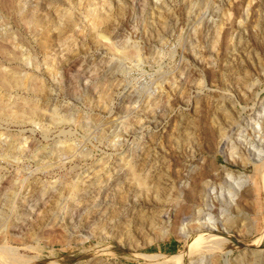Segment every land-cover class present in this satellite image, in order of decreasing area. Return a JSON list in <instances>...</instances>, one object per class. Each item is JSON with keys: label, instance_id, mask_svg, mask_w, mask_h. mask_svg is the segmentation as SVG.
I'll use <instances>...</instances> for the list:
<instances>
[{"label": "rangeland", "instance_id": "374dc122", "mask_svg": "<svg viewBox=\"0 0 264 264\" xmlns=\"http://www.w3.org/2000/svg\"><path fill=\"white\" fill-rule=\"evenodd\" d=\"M12 3L0 39L18 58L0 64L24 85L0 88V264H188L197 237L213 264H264V159L247 152L264 146V0ZM25 101L39 112L16 118ZM221 166L249 180L228 231L177 234L203 183L227 190Z\"/></svg>", "mask_w": 264, "mask_h": 264}, {"label": "bare ground", "instance_id": "6f19581e", "mask_svg": "<svg viewBox=\"0 0 264 264\" xmlns=\"http://www.w3.org/2000/svg\"><path fill=\"white\" fill-rule=\"evenodd\" d=\"M14 5H15V2H14ZM15 7H17V6H15ZM0 9L4 10L5 12L7 11V13L8 12L10 13L13 10L12 0H0ZM14 10H16V9H14ZM15 12H17V11H14V13ZM32 19L33 18H31L30 20L33 23L34 20H32ZM31 22H30V24H32ZM6 42L7 43L10 42L9 37H5V39H0V55L2 57H4L3 59H5L7 57L8 61L10 60L13 62L16 58H18L17 57L18 51H17V53H15L16 50L14 49V47L11 49L7 45ZM15 44H16V42H15ZM12 70L8 71V70H6L5 67H2L0 64V88H2L4 91H11L12 89L14 90L17 88H22V86L24 85V84H22L23 78L19 77L18 74L14 70L13 71ZM31 85H32V83H31ZM25 88L26 87L24 86V89ZM39 91H41V90L39 89ZM31 103H28L25 101L23 103L20 102V104H17L18 105V106L16 105V111L17 112L15 113L16 118L22 119V118H24L25 115H32V114H35L36 112H39L37 107ZM2 107L0 106V112H4L5 115H8L9 110L5 112L4 108H2ZM15 116L13 118H15ZM256 128L258 129L259 126L257 125ZM236 139H237L236 141H239V142L243 141L244 142V143H241L240 145H243V146L247 145V136L237 134ZM245 140H246V142H245ZM263 142H264V140H263ZM258 147H259L258 151H253V148H251V149H249V147L247 148V152L249 153V156H250L248 164L258 165L259 163H261L260 161H262V158L264 159V148H263L264 146H263V143H261V141L258 143ZM244 149H245V147H244ZM220 151L224 155L226 153H228V149H227L226 145H221ZM224 159H225V162H229V158L227 156H224ZM221 168L226 171V176H225L226 178L225 177L224 178H225V181H228L227 190L225 191V187L224 188L221 187L218 190L215 187L209 188L208 186H206L203 183V185H201V187L198 189V191L196 190L197 193L195 195L196 198H195L194 202H196L195 208H198V206H201L202 208H205L204 210L207 212L204 213L203 209H196V211L197 210L198 211L196 212L195 215H194L195 212L193 213V217L195 218V220H193V221L195 223H194V227H192V228L187 227V224L184 223L186 220L185 218L180 219V222L178 223V225L174 229L177 232V234H179L181 236H186V235H189L191 233H197V232L201 233V231H208L211 234L212 233H220L223 235L228 231V228L225 226V224L227 222L225 219V213L228 212L225 209V206H228V208H231L232 206L237 208L238 196L240 195V192L244 188L248 187L249 180L245 176H243V177L239 176V177L233 179V177H232L233 174L231 172H229L223 166H221ZM139 185L145 187V184H143L141 182H139ZM176 196L177 197L174 199V201H172V203H171L172 205L170 206L174 209L175 213L180 211V209L182 208V205L185 201V194H183V188L181 186L179 187L178 193L176 194ZM219 206H220V208H219ZM216 208H219V212H218L219 214L216 217L215 216L213 217L211 213H212L213 209H216ZM164 215H163L164 221L162 223H163L165 229L166 228L169 229V227L171 225L170 216H169L168 212L165 213ZM201 216H202V218H200ZM174 218H176V216H174ZM199 218L202 220V222L200 221ZM166 233H167V231H165L163 233V235H165ZM202 234H204V233H202ZM191 243L193 244V248L196 251V257H194L195 259L191 260L188 264H213V261H215V263H217L216 257L213 254L211 255L208 253L211 246L215 244L214 242L210 241L208 243H204V240L197 237V238H193L191 240ZM213 247H215V246H213ZM253 253H255L254 255L256 257H258V255L261 254L260 251L252 250V254ZM152 256L153 257H150V259H152L154 262H158L159 264L165 262V260H166V259H162L163 257L156 255V254L152 255ZM144 258H146V257H144Z\"/></svg>", "mask_w": 264, "mask_h": 264}]
</instances>
